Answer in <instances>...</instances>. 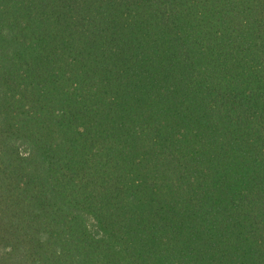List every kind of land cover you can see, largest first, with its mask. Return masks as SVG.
<instances>
[{
    "label": "trees",
    "instance_id": "trees-1",
    "mask_svg": "<svg viewBox=\"0 0 264 264\" xmlns=\"http://www.w3.org/2000/svg\"><path fill=\"white\" fill-rule=\"evenodd\" d=\"M0 264H264V0H0Z\"/></svg>",
    "mask_w": 264,
    "mask_h": 264
}]
</instances>
